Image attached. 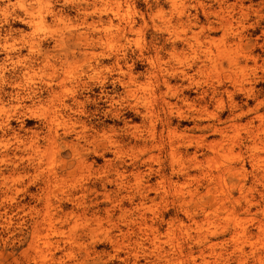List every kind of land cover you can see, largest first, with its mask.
I'll use <instances>...</instances> for the list:
<instances>
[{"label":"bare ground","instance_id":"bare-ground-1","mask_svg":"<svg viewBox=\"0 0 264 264\" xmlns=\"http://www.w3.org/2000/svg\"><path fill=\"white\" fill-rule=\"evenodd\" d=\"M38 1L0 0L8 27L0 28V107L18 112V128L11 116L0 126V199L21 181L24 195L43 203L30 214L29 249L40 264L72 258L59 243L37 251L50 235L83 242L84 264H264V236L256 240L240 215H264V0H126L121 37L150 31L152 38L111 67L90 51L99 28L113 23L106 12L94 16L103 0L70 2L85 32L48 39L13 31L10 19L33 26ZM48 16L72 19L64 10ZM81 60L88 65L72 73ZM45 71L47 81L38 78ZM110 75L112 92L122 95L101 91L100 110L92 84L103 89ZM46 104L48 116H35ZM125 147L137 155L125 156ZM48 148L56 154L45 162ZM236 149L249 172L231 162L195 175L201 158ZM1 206L6 226L24 209ZM257 230L264 235V221ZM101 241L112 254L94 251Z\"/></svg>","mask_w":264,"mask_h":264},{"label":"rangeland","instance_id":"rangeland-1","mask_svg":"<svg viewBox=\"0 0 264 264\" xmlns=\"http://www.w3.org/2000/svg\"><path fill=\"white\" fill-rule=\"evenodd\" d=\"M74 0H40L38 3H35L33 14H34V24L31 28L26 29L21 24L16 23L12 24V20H9V26L12 28L13 31H24L25 33L31 34L35 37H41V38H66L72 34H76L78 32H85L86 30H83L81 26L79 25V22H76V20H73L72 15L73 13L70 12L69 8L70 5ZM124 1L126 0H103L100 2V4L97 6L94 12V16H96L99 13L106 12V14L113 18V23L111 25H106L105 28H99V32L95 33L96 37L101 38V41L99 42L96 38V42L93 46V48L90 50L94 56L95 59H100L103 55L106 56V59L104 61V65L107 67H111L114 64L115 57L120 56L123 51H127L131 57L134 58V55L131 53L134 51H137L139 47L146 48L149 46L152 34L150 31H143L140 36L133 35L130 38V41H125L121 37L120 29L123 25V18L126 17V12L124 8ZM259 1V0H256ZM66 2V4H65ZM65 4V5H64ZM139 9H143V6L138 7ZM14 9L10 10V13H12ZM64 10V16H68L72 18L71 20L68 19H61L58 21L52 20L48 14L52 11H61ZM0 28L2 30V33L5 34L6 29H8L4 18L0 17ZM259 32L257 33V35ZM15 38V36L13 37ZM12 43H16V39H13ZM98 41V42H97ZM51 46V44H50ZM186 64L190 61V57L188 55L183 59ZM131 64V63H130ZM88 65L87 61H79L75 64H73L70 67V70L72 73L80 72L82 71L86 66ZM136 68L138 71L143 72L145 69V65H141L139 62L136 64ZM112 75L107 76L108 81L105 85V87L102 89L99 84H92V93L93 97L97 101V105L100 108V110L106 108L107 103L100 101L99 97L102 96L101 91H105L107 93V96L109 99L115 97V99H118V97H121L122 90L119 89V87L115 90V92H112ZM40 79H43L47 81L50 78V71H45L44 73L39 74ZM260 88V87H258ZM264 88V87H263ZM86 95V92L82 93V97ZM193 97V95H192ZM186 112L188 114L191 113V109L185 108ZM51 111V105L46 104L42 107H37L34 109V115L43 118L45 116H48L49 112ZM8 116H11L13 119L11 121L12 128H18V121L17 116L18 112L12 110L9 107H0V126L3 125L7 119ZM249 117H252V115H249ZM97 118V117H96ZM34 120V118H33ZM109 125H113L111 121H107ZM33 123L30 124L28 127H32ZM122 127V124H117V129H120ZM210 140H213L211 137ZM125 156L131 157L136 156L137 151L130 149L129 147H125L124 151ZM56 154V151H53L51 149H47L44 153V161L47 162L52 156ZM241 155H244V150L240 151L239 149H236L233 153L228 152H219V153H211L210 156L206 159L201 158V161L203 163V172L201 174H195L198 177H204L207 176V173L209 171H212L213 173L217 174L219 170H222L227 164L231 162H235L236 168H240L242 165H244V169L246 171H250V165L247 163L241 162ZM108 158H112V156H108ZM2 158H0V161ZM98 164H101V161L98 162ZM3 163L0 162V166H2ZM194 165L191 161L186 162L187 168H192ZM15 185L13 186V182L9 184V186H13L12 192H9L8 195L2 197L0 199L1 207L7 206L11 203H19L21 204V208L24 207V209H20L18 212H13L12 214V221L11 226H6L5 218L2 213V210H0V264H40L39 256L41 254L34 253L32 250L29 249L30 245V239H31V231L33 228V225L31 223V216H36L35 211L33 208L37 207L36 209H42L43 203L38 204L34 203L29 200L27 196L24 195L23 188L17 181H14ZM26 183V181L24 180ZM16 191H15V190ZM31 192H35V188L33 187L31 189ZM57 194L59 192L57 191ZM10 197H13L14 200L11 202ZM45 202V200H43ZM157 212L163 211L162 205H158L156 208ZM241 217L245 218L247 220V225L251 229V231L256 234V240L263 238V232L260 230H257V221H264V215L257 211V209H253L248 214H240ZM253 220V221H252ZM19 224V225H18ZM46 243H51L53 246L56 245V243H59L61 246H65V253L71 254L72 258L62 259L67 264H84V255H85V248L84 244L81 241H78L76 243H69L67 240V236H49L48 238H44L43 236L38 241V250L41 251L44 254L48 253V250L50 249V246ZM92 246H90V249ZM99 256H102L104 254L113 253L109 245H107L106 242H99L95 245L94 250ZM28 254V256H26ZM104 260H107L108 257H103Z\"/></svg>","mask_w":264,"mask_h":264}]
</instances>
